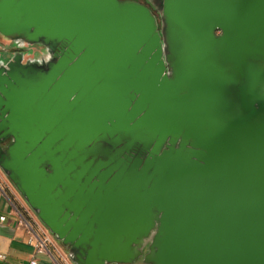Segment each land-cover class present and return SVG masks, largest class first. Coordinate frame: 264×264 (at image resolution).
<instances>
[{
	"label": "water",
	"instance_id": "1",
	"mask_svg": "<svg viewBox=\"0 0 264 264\" xmlns=\"http://www.w3.org/2000/svg\"><path fill=\"white\" fill-rule=\"evenodd\" d=\"M156 1L0 0V166L75 264H264V0Z\"/></svg>",
	"mask_w": 264,
	"mask_h": 264
},
{
	"label": "crops",
	"instance_id": "2",
	"mask_svg": "<svg viewBox=\"0 0 264 264\" xmlns=\"http://www.w3.org/2000/svg\"><path fill=\"white\" fill-rule=\"evenodd\" d=\"M18 211H22L38 222L29 203L0 166V217H6L4 221L0 219V253L5 255V258H0V264H30L32 260H36L37 264H75L68 256L67 249L57 243L52 236L62 256L55 250L52 254L49 252L38 253L34 246L33 249L24 246V243L28 244V235L24 227L26 224ZM107 264L145 263L140 258L132 263Z\"/></svg>",
	"mask_w": 264,
	"mask_h": 264
},
{
	"label": "rangeland",
	"instance_id": "3",
	"mask_svg": "<svg viewBox=\"0 0 264 264\" xmlns=\"http://www.w3.org/2000/svg\"><path fill=\"white\" fill-rule=\"evenodd\" d=\"M141 1L142 2H146V0H141ZM148 1L150 3L149 6L152 9L153 13L156 14V15H158L159 20H160V15L161 14H160L159 10L161 8L158 6L157 1L156 0H148ZM24 43H25V41L23 39L20 40V39L17 38L15 44H11V45L10 44L9 45H1V47H0V55H1L4 63H7L8 61H10V58L12 57V54L17 53V52H21L23 54H27V53L28 54H32L31 50H33L32 49V46L33 45L30 48H27V47H25V44ZM35 46H38V47L39 46H43L44 50H43V52L37 53V54L34 55V59L32 60L33 62H36L38 64H43L44 62H46V61L50 60L51 58H53V56L51 54H49V52L46 49V47H44L45 46L44 44L37 43V44H35ZM11 138L12 137H9L7 139H2L1 142H0V144H1V146H0V157H1V159H2L3 162L5 161V158L3 157L2 153H6V148H7V145L9 143H11V140H12ZM9 179H10V177H9ZM10 180L15 185V187L20 191V188L17 185V183H15L12 179H10ZM20 193L22 194L21 191H20ZM25 196H24V198L26 199L27 197H25ZM27 200L28 199H26V201ZM27 202L30 203L29 200ZM31 209H32V207H31ZM35 210L32 209V212H33V215H35L37 221L45 228V230L53 237V239L57 243L64 245L63 244V240L60 239L59 235L56 232H54L50 227H48V225H46L42 219H40V217L38 216V214H37V212ZM26 218L29 220L28 217H26ZM30 222H31V225H33L35 227V224L32 221H30ZM24 227H25V230H26L27 235H29L30 234L29 233L30 232L29 227L27 225H24ZM27 242H28V240H27ZM23 245L26 246V247H28L29 249H33L32 248L33 246L30 245L29 243L28 244L24 243ZM145 251L146 250H143L142 251V254L143 253L146 254Z\"/></svg>",
	"mask_w": 264,
	"mask_h": 264
},
{
	"label": "built area",
	"instance_id": "4",
	"mask_svg": "<svg viewBox=\"0 0 264 264\" xmlns=\"http://www.w3.org/2000/svg\"><path fill=\"white\" fill-rule=\"evenodd\" d=\"M18 212L20 213L23 222L25 221L26 225L29 227L30 230V234L28 235V243L34 246L35 250L38 253L49 252L52 254L53 250H55L58 254L62 256L61 252L58 250V247L54 243L51 235L45 230V228L22 211ZM26 217H28L29 220ZM0 219L4 221L6 217L1 216ZM30 221L35 224V227L31 225ZM0 258H5V255L0 253ZM30 264H37V261L32 260Z\"/></svg>",
	"mask_w": 264,
	"mask_h": 264
},
{
	"label": "flooded vegetation",
	"instance_id": "5",
	"mask_svg": "<svg viewBox=\"0 0 264 264\" xmlns=\"http://www.w3.org/2000/svg\"><path fill=\"white\" fill-rule=\"evenodd\" d=\"M170 144H171L170 141L167 140L166 143L164 144V148L167 147V146L170 145Z\"/></svg>",
	"mask_w": 264,
	"mask_h": 264
}]
</instances>
